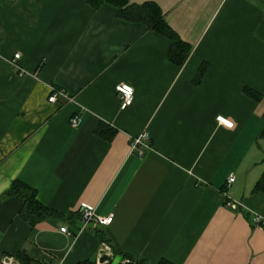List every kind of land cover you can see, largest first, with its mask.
<instances>
[{
    "label": "crops",
    "instance_id": "crops-1",
    "mask_svg": "<svg viewBox=\"0 0 264 264\" xmlns=\"http://www.w3.org/2000/svg\"><path fill=\"white\" fill-rule=\"evenodd\" d=\"M131 3L161 10L190 47L181 65L169 60L167 37L108 4L0 0V264L20 253L97 264V231L119 253L107 264H264V226L254 224L264 222L255 190L264 173V0ZM119 84L133 88L124 109ZM52 87L68 98L49 103ZM101 124L111 140L95 133ZM143 132L151 149L140 157L130 142ZM14 181L63 217L21 219L19 201L1 199ZM82 205L111 223L78 234Z\"/></svg>",
    "mask_w": 264,
    "mask_h": 264
},
{
    "label": "trees",
    "instance_id": "trees-1",
    "mask_svg": "<svg viewBox=\"0 0 264 264\" xmlns=\"http://www.w3.org/2000/svg\"><path fill=\"white\" fill-rule=\"evenodd\" d=\"M88 4L93 9H98L104 4L113 6L118 10V17L121 20L141 23L149 30L154 31L162 36H165L170 41L169 60L176 65H181L185 56L189 53L190 47L181 42L175 34L169 29L164 21L161 10L153 3L134 4L131 0H87ZM95 133L105 139L111 140L114 135V130L108 129L104 125H99ZM256 191L264 192V173L260 177L255 187ZM13 198L19 201V217L28 222L31 226L44 222L51 218H62L63 216L55 210L49 209L42 205L36 198V190L27 184L14 181L10 187L1 196V199ZM73 216L80 219V213L77 211ZM96 235L100 238L101 242L110 246L109 240L103 232L97 231ZM111 247V246H110ZM114 255L119 254L116 250L112 249ZM122 258L133 262L134 264H146L143 260H134L122 256ZM15 264H42L30 259L27 255L20 253L15 257ZM78 264H93L91 262H82ZM158 264H170L167 261H160Z\"/></svg>",
    "mask_w": 264,
    "mask_h": 264
},
{
    "label": "built area",
    "instance_id": "built-area-1",
    "mask_svg": "<svg viewBox=\"0 0 264 264\" xmlns=\"http://www.w3.org/2000/svg\"><path fill=\"white\" fill-rule=\"evenodd\" d=\"M17 59H19V55L16 54L13 57V62H15ZM125 89H130V92L124 91ZM115 91L117 95L119 96L120 101V108L124 109L127 106H129L132 103L133 100V88L127 84H119L115 87ZM68 98V96L62 91L58 90L56 88L50 89V95L48 97L49 103H56L58 98ZM217 123L223 127L226 128H232L233 123L229 120H226L222 117H218L216 119ZM227 121V123H225ZM80 122V119L78 116H72L69 120V124L72 128H75L78 126ZM151 149V143L149 134L147 132L141 133L139 136L134 137L131 139L130 142V151L131 153H135L136 155L142 157L144 155L145 150ZM235 180V177L233 174H231L226 182V186H230ZM227 208L234 209L235 203L232 201L227 202L226 204ZM80 213V228L78 230V234H82L85 230H87L89 227H95V226H108L112 221V216H100L97 215L94 211V209L88 205H82L79 209ZM261 223L264 226V222L261 221L260 218H255L254 224ZM61 233L70 235L68 229L66 227H62L59 230ZM103 255L109 256L111 259L114 257L112 248L107 245L106 243H103L99 249V258H101ZM7 260V261H6ZM128 262V261H126ZM108 262H105L104 264H107ZM3 264H15V261H12L11 259H5V262ZM99 264V263H97Z\"/></svg>",
    "mask_w": 264,
    "mask_h": 264
},
{
    "label": "water",
    "instance_id": "water-1",
    "mask_svg": "<svg viewBox=\"0 0 264 264\" xmlns=\"http://www.w3.org/2000/svg\"><path fill=\"white\" fill-rule=\"evenodd\" d=\"M110 261H111V258L109 256L103 255L101 258H99L98 263L104 264L105 262H110ZM125 264H133V263L129 261V262H125Z\"/></svg>",
    "mask_w": 264,
    "mask_h": 264
},
{
    "label": "rangeland",
    "instance_id": "rangeland-1",
    "mask_svg": "<svg viewBox=\"0 0 264 264\" xmlns=\"http://www.w3.org/2000/svg\"><path fill=\"white\" fill-rule=\"evenodd\" d=\"M116 262H117V258H114V259L112 260V263L115 264Z\"/></svg>",
    "mask_w": 264,
    "mask_h": 264
},
{
    "label": "snow or ice",
    "instance_id": "snow-or-ice-1",
    "mask_svg": "<svg viewBox=\"0 0 264 264\" xmlns=\"http://www.w3.org/2000/svg\"><path fill=\"white\" fill-rule=\"evenodd\" d=\"M124 91L130 92L131 90L130 89H125ZM225 123H227V121H225Z\"/></svg>",
    "mask_w": 264,
    "mask_h": 264
}]
</instances>
